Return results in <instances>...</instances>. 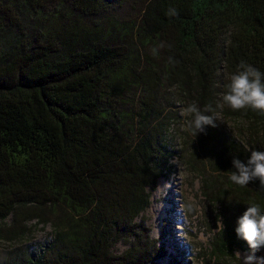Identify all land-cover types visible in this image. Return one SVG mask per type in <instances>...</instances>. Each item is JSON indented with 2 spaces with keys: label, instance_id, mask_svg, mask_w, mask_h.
<instances>
[{
  "label": "trees",
  "instance_id": "1",
  "mask_svg": "<svg viewBox=\"0 0 264 264\" xmlns=\"http://www.w3.org/2000/svg\"><path fill=\"white\" fill-rule=\"evenodd\" d=\"M112 1L0 0V242L21 240L29 220L51 229L0 264L163 257L141 212L169 168L173 108L192 103L218 117L195 135L184 116L180 134L188 168L204 157L200 189L220 223L207 262L242 264L237 221L249 204L264 211V190L229 175L234 157L264 150V114L222 95L241 61L264 73V0H142L128 18L107 11ZM118 241L127 246L114 252Z\"/></svg>",
  "mask_w": 264,
  "mask_h": 264
},
{
  "label": "rangeland",
  "instance_id": "2",
  "mask_svg": "<svg viewBox=\"0 0 264 264\" xmlns=\"http://www.w3.org/2000/svg\"><path fill=\"white\" fill-rule=\"evenodd\" d=\"M141 2L142 0H113L107 11L124 18L135 17L140 11ZM173 109L177 110L178 117L168 128L171 149L169 168L163 176L157 178L155 188L150 192L149 204L141 212L144 225L149 228V236L156 238L165 250V255L151 264H209L208 243L220 223H214L211 211L215 206L200 189L199 171L204 166V157L199 150L197 169L187 167L185 160L192 147L188 144L185 149L180 138L185 127V115H182L178 105ZM27 224L30 228L21 240L14 243L0 242V261L15 246H26L28 250H33L49 239V224L42 225L34 220L27 221ZM126 246L125 242L118 241L113 245L112 251L119 252ZM237 252L241 255L245 252L238 249L234 251V255L242 262Z\"/></svg>",
  "mask_w": 264,
  "mask_h": 264
},
{
  "label": "clouds",
  "instance_id": "3",
  "mask_svg": "<svg viewBox=\"0 0 264 264\" xmlns=\"http://www.w3.org/2000/svg\"><path fill=\"white\" fill-rule=\"evenodd\" d=\"M167 15H177L174 8L169 9ZM153 49V54H156ZM171 61V58H169ZM227 91L222 95L223 103L233 110L251 108L264 114V73L259 69L241 61L238 70L232 74L226 85ZM210 105L201 111L195 104H189L181 109L182 115L191 116L189 127L197 132H204L206 126L215 127L216 115H212ZM250 157L245 161L233 158L234 171L229 179L241 187L248 186L251 181H259L260 190H264V150L251 149ZM235 231L239 238L247 242L250 251L241 255L242 264H264V256L257 257L255 253L264 247V211L260 205L249 204L247 210L238 218Z\"/></svg>",
  "mask_w": 264,
  "mask_h": 264
},
{
  "label": "bare ground",
  "instance_id": "4",
  "mask_svg": "<svg viewBox=\"0 0 264 264\" xmlns=\"http://www.w3.org/2000/svg\"><path fill=\"white\" fill-rule=\"evenodd\" d=\"M173 201V200H172ZM171 205V204H170ZM174 231V230H173ZM172 234V233H171ZM173 247V246H172Z\"/></svg>",
  "mask_w": 264,
  "mask_h": 264
}]
</instances>
